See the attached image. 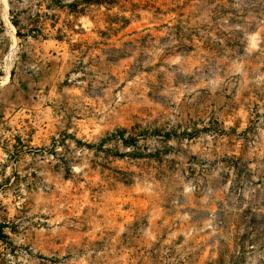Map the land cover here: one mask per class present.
<instances>
[{
  "label": "rangeland",
  "instance_id": "1",
  "mask_svg": "<svg viewBox=\"0 0 264 264\" xmlns=\"http://www.w3.org/2000/svg\"><path fill=\"white\" fill-rule=\"evenodd\" d=\"M0 225V264H264V0H0Z\"/></svg>",
  "mask_w": 264,
  "mask_h": 264
},
{
  "label": "crops",
  "instance_id": "2",
  "mask_svg": "<svg viewBox=\"0 0 264 264\" xmlns=\"http://www.w3.org/2000/svg\"><path fill=\"white\" fill-rule=\"evenodd\" d=\"M65 8H68L67 12L69 13H73L71 12L70 6H65ZM31 38V37H28ZM56 39L58 41H62L60 39V37H56ZM53 39V40H44V41H39L35 38H31V41L29 43V47L27 50V56L29 57V59L31 58H35L38 61H42L43 64L46 62V60H51L52 54L53 52H51L53 49L51 48V43L56 44L57 40Z\"/></svg>",
  "mask_w": 264,
  "mask_h": 264
},
{
  "label": "trees",
  "instance_id": "3",
  "mask_svg": "<svg viewBox=\"0 0 264 264\" xmlns=\"http://www.w3.org/2000/svg\"><path fill=\"white\" fill-rule=\"evenodd\" d=\"M87 2H97V1H99V0H86ZM70 9H71V12H73V13H80V12H82V11H79L78 10V8H79V5H77V4H72V5H70ZM19 36L21 35V33L20 32H18L17 33ZM2 225H0V234L2 233Z\"/></svg>",
  "mask_w": 264,
  "mask_h": 264
},
{
  "label": "bare ground",
  "instance_id": "4",
  "mask_svg": "<svg viewBox=\"0 0 264 264\" xmlns=\"http://www.w3.org/2000/svg\"><path fill=\"white\" fill-rule=\"evenodd\" d=\"M13 52H15V51H13Z\"/></svg>",
  "mask_w": 264,
  "mask_h": 264
}]
</instances>
